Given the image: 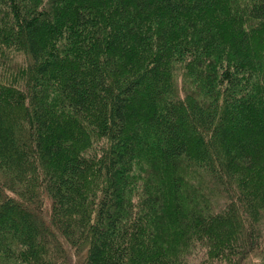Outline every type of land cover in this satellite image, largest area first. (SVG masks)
Here are the masks:
<instances>
[{
    "label": "trees",
    "instance_id": "1",
    "mask_svg": "<svg viewBox=\"0 0 264 264\" xmlns=\"http://www.w3.org/2000/svg\"><path fill=\"white\" fill-rule=\"evenodd\" d=\"M263 224L264 0H0V264H264Z\"/></svg>",
    "mask_w": 264,
    "mask_h": 264
},
{
    "label": "rangeland",
    "instance_id": "2",
    "mask_svg": "<svg viewBox=\"0 0 264 264\" xmlns=\"http://www.w3.org/2000/svg\"><path fill=\"white\" fill-rule=\"evenodd\" d=\"M179 78H181V77L179 76ZM179 78H178V79H179ZM262 231H263V237H264V224H263V230H262ZM194 263H195V262H194ZM195 264H198V262L195 263Z\"/></svg>",
    "mask_w": 264,
    "mask_h": 264
}]
</instances>
